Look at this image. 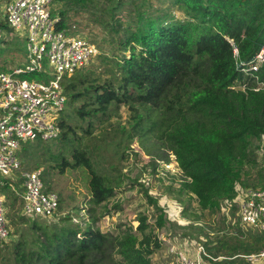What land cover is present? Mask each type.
I'll use <instances>...</instances> for the list:
<instances>
[{"label":"trees","instance_id":"obj_1","mask_svg":"<svg viewBox=\"0 0 264 264\" xmlns=\"http://www.w3.org/2000/svg\"><path fill=\"white\" fill-rule=\"evenodd\" d=\"M131 1L54 0L63 6L54 11L63 28L69 27L68 5L92 8L96 17L110 16L111 21L104 20L109 37L103 41L109 48L97 56L107 76L95 74L88 65L66 76L67 107L72 105V112L87 125L73 124L64 115L57 143L28 141L20 151L29 159L41 147V155L54 160L50 166L60 172L85 166L91 175L90 220L81 226L64 217L65 224L50 225L41 220L50 217L23 214L16 222L7 215L15 226L30 223L29 231L21 232L10 249L9 264H155L152 255L162 248V241L146 214L140 215L136 229L130 225L119 233L96 225L108 210L103 204L115 193V179L97 172L81 140L94 134L95 123L105 120L112 107L129 106L133 128L143 130L142 135L152 132L170 148L183 174L178 192L195 197L202 210L219 211L226 201L236 210L239 186L264 188V175L254 182L244 178L246 166L256 164L254 143L264 138V65L250 69L264 47V0H166L171 10L164 11L144 8L147 0H133L137 4L131 7ZM3 29L14 33L6 13L0 22ZM8 65L0 68L11 71L14 67ZM4 188L17 202L10 186ZM146 194L156 213L154 225L163 228L166 210ZM263 248L254 239L245 252ZM237 255L214 262L240 264Z\"/></svg>","mask_w":264,"mask_h":264},{"label":"rangeland","instance_id":"obj_2","mask_svg":"<svg viewBox=\"0 0 264 264\" xmlns=\"http://www.w3.org/2000/svg\"><path fill=\"white\" fill-rule=\"evenodd\" d=\"M9 1L0 0V11L2 12L0 22L5 20V9ZM132 1L130 2L131 7L133 5L136 7L137 3ZM169 5L166 0H147V5L144 8L171 10ZM61 7H63L62 3L53 1L49 9L53 15H57L54 11ZM66 8L69 28L76 34L96 43L101 54L108 51L109 46L103 43L104 39L109 37L104 20L106 18V21H111L110 16L102 15L100 17L97 13L96 17L92 15V8L78 5H68ZM172 12L176 16H183L177 9H173ZM27 49L25 30L20 33L14 31L13 34L8 33L5 29L0 31V66L4 63L9 64V68L18 66V63L25 65ZM87 68L95 71V74L100 73L107 76L106 66L101 63L99 57L94 58ZM0 71L7 70L0 68ZM45 73L49 78H54L50 66H46ZM72 110L73 106L68 105L66 111L59 114L58 117L61 118L65 115L68 120H73V124L86 126L87 123L81 122V119ZM133 114L134 112L129 106L112 107L105 120L95 123L94 134L90 138L81 140V145L92 156L97 172L115 179V193L103 204L108 210L100 215L96 225L105 232L119 233L130 225L136 229L139 225L140 215L146 214L149 224L153 226L162 241V248L152 255L155 264H175L174 257L168 252L172 243L189 246L191 251H195V248L202 244L212 256L219 255L217 259L229 258V255L238 252L237 258L242 259L240 264H264V258L249 262L241 257L246 254V246L254 239L259 244H264L263 232L256 227L241 225L237 209L234 210L230 207V203L225 202L222 208L216 212L204 211L200 208L195 197L180 194L178 188L183 180V174L175 155L165 143H159L152 132L142 135L143 130L134 129ZM79 130L82 133V129ZM38 142L33 141V143ZM51 142L48 141L49 144H55L58 140ZM40 148L29 159L22 156L20 150L18 156L22 163V169L32 170L39 165L38 168L44 172L45 190H54L60 195L61 208L54 216L41 218V220L50 225L65 224L67 221L69 224L85 226L86 222L90 220L89 180L91 175L89 170L85 166H79L68 167L65 171L60 172L57 168L50 166L55 165L56 162L45 159L40 153ZM54 150L57 149L54 148ZM66 153V158L71 160L70 153ZM253 157L256 164H248L246 166L247 174L244 176V178L249 176L247 179L250 182L257 181L261 175H264V138L254 143ZM18 177V173L10 176L0 173V191L5 197L7 196V215L11 214L17 220L16 222L20 221V217L23 215L20 200L18 198V201L14 203L13 197H9L11 191L6 190L3 183L12 181L19 189L20 179ZM238 189L239 192L245 190L240 186ZM146 191L156 198L166 210L167 223L163 228H157L154 225L156 213L149 202ZM9 204H14V207H9ZM64 217L69 219L62 220ZM11 220L12 218L8 216L9 237L0 240V248H4L0 251V264H9L7 261L12 254L10 249L12 250L21 232L29 231L30 223L28 221L17 223L15 226L11 224ZM235 247H237L236 251L233 250ZM211 263L215 264L214 261Z\"/></svg>","mask_w":264,"mask_h":264},{"label":"built area","instance_id":"obj_3","mask_svg":"<svg viewBox=\"0 0 264 264\" xmlns=\"http://www.w3.org/2000/svg\"><path fill=\"white\" fill-rule=\"evenodd\" d=\"M53 1L10 0L5 9L8 25L18 33L25 30L28 49L25 65L0 71V173H18L21 190L12 181L3 185L10 186L21 202L22 213L28 217L53 216L59 208L60 195L45 190L41 168L22 169L18 151L28 141H51L60 136L58 115L65 112L68 101L65 77L101 54L96 43L69 27H60L61 16L53 15L49 9ZM235 52L238 53L237 48ZM261 65L264 47L250 69L257 70ZM46 66H50L54 78L46 75ZM32 73L37 78L25 77ZM235 205L240 224L259 228L264 234V188L238 190ZM6 206L7 197L0 191L1 240L10 234ZM168 252L175 264H212L217 259L202 244L191 251L189 246L172 243ZM241 257L249 262L258 261L264 258V248Z\"/></svg>","mask_w":264,"mask_h":264}]
</instances>
